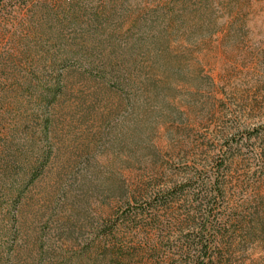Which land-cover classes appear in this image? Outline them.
<instances>
[{
    "label": "rangeland",
    "instance_id": "374dc122",
    "mask_svg": "<svg viewBox=\"0 0 264 264\" xmlns=\"http://www.w3.org/2000/svg\"><path fill=\"white\" fill-rule=\"evenodd\" d=\"M114 225L264 264V0H0V264H110Z\"/></svg>",
    "mask_w": 264,
    "mask_h": 264
},
{
    "label": "trees",
    "instance_id": "16d2710c",
    "mask_svg": "<svg viewBox=\"0 0 264 264\" xmlns=\"http://www.w3.org/2000/svg\"><path fill=\"white\" fill-rule=\"evenodd\" d=\"M141 216L142 214H128L127 218L131 221L133 217H138ZM116 225L112 227L109 231L105 232L102 235V238L104 240H110L114 241L113 245V250L112 253L110 254V264H124L125 259L123 257V254L121 253V249L117 248L118 243H117V238H116ZM206 227L203 229V231H207ZM214 245L213 242L208 240L206 242H201L196 245H189L188 248V256L192 258L191 264H206L205 260L208 259L209 262L212 261L211 256H210V251L213 249ZM183 256L186 254H182Z\"/></svg>",
    "mask_w": 264,
    "mask_h": 264
}]
</instances>
